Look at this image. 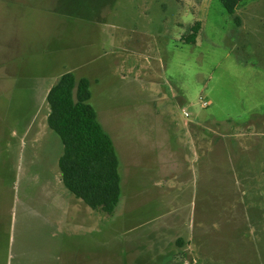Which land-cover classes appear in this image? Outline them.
<instances>
[{
    "label": "rangeland",
    "instance_id": "374dc122",
    "mask_svg": "<svg viewBox=\"0 0 264 264\" xmlns=\"http://www.w3.org/2000/svg\"><path fill=\"white\" fill-rule=\"evenodd\" d=\"M108 2L0 0V264H264V0ZM67 72L117 150L111 215L61 180Z\"/></svg>",
    "mask_w": 264,
    "mask_h": 264
},
{
    "label": "trees",
    "instance_id": "16d2710c",
    "mask_svg": "<svg viewBox=\"0 0 264 264\" xmlns=\"http://www.w3.org/2000/svg\"><path fill=\"white\" fill-rule=\"evenodd\" d=\"M107 1L111 6L115 2ZM220 1L228 14L235 15L243 0ZM75 17L102 20L83 14ZM235 21L241 24L239 17ZM201 28V21L195 22L185 38L186 44L197 43ZM91 98V82L87 78L77 79L73 72L61 75L46 98L49 107L47 123L64 146L58 165L66 189L92 210L111 215L121 200L120 160L114 141L103 128Z\"/></svg>",
    "mask_w": 264,
    "mask_h": 264
},
{
    "label": "crops",
    "instance_id": "0c3cea01",
    "mask_svg": "<svg viewBox=\"0 0 264 264\" xmlns=\"http://www.w3.org/2000/svg\"><path fill=\"white\" fill-rule=\"evenodd\" d=\"M89 80V79H88ZM90 81V80H89ZM49 90H50V87H49ZM49 90H48V92H49ZM48 92H47V94H48ZM92 92V91H91ZM92 98H93V95H92ZM92 98H91V101H92ZM90 101V102H91ZM92 104V103H91ZM93 106V105H92ZM94 107V106H93ZM98 114V113H97ZM99 117V116H98ZM100 120V119H99ZM102 124V123H101ZM103 126V125H102ZM103 128H104V126H103ZM113 139V138H112ZM169 183V180L168 179H163V180H161V179H159V180H157V181H154L151 185L155 188V193H156V195L160 198V195L162 194V196H164L163 194L165 193L164 192V190L162 189L161 190V187L160 186H162V185H167ZM169 194V193H168ZM167 194V195H168ZM158 198V199H159ZM175 199H176V195H175ZM169 258V260H171V257H168ZM173 262V261H172ZM173 263H175V262H173ZM173 263H171V264H173Z\"/></svg>",
    "mask_w": 264,
    "mask_h": 264
},
{
    "label": "built area",
    "instance_id": "2783aa9c",
    "mask_svg": "<svg viewBox=\"0 0 264 264\" xmlns=\"http://www.w3.org/2000/svg\"><path fill=\"white\" fill-rule=\"evenodd\" d=\"M201 103L203 107H207L209 105V102L206 99H202ZM184 115L185 117H190V113H188L187 111H184Z\"/></svg>",
    "mask_w": 264,
    "mask_h": 264
}]
</instances>
